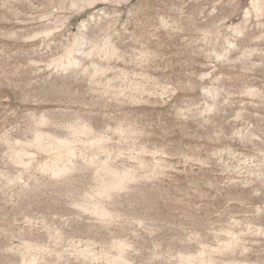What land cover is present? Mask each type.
I'll list each match as a JSON object with an SVG mask.
<instances>
[{"label": "rangeland", "instance_id": "rangeland-1", "mask_svg": "<svg viewBox=\"0 0 264 264\" xmlns=\"http://www.w3.org/2000/svg\"><path fill=\"white\" fill-rule=\"evenodd\" d=\"M0 264H264V0H0Z\"/></svg>", "mask_w": 264, "mask_h": 264}]
</instances>
